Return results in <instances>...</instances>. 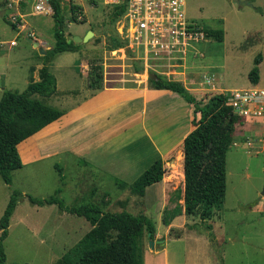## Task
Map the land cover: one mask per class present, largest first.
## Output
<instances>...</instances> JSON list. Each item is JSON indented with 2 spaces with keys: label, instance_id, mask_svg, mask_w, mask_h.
Segmentation results:
<instances>
[{
  "label": "rangeland",
  "instance_id": "obj_1",
  "mask_svg": "<svg viewBox=\"0 0 264 264\" xmlns=\"http://www.w3.org/2000/svg\"><path fill=\"white\" fill-rule=\"evenodd\" d=\"M8 1L0 0V98L4 89L21 92L28 81L34 79L33 75H39L42 54L23 35L32 30L48 44V48L54 43L52 13L31 14L35 0H23L28 2L26 7L19 5L21 14H28L23 15L25 31L19 34L8 20V14L13 11ZM60 1L65 20L64 31L68 38L74 35L82 37L88 30L98 31L85 42H74L78 45L75 51L60 53L53 59L50 69L60 91H85L86 80L81 72L82 69L88 70L92 59L102 61L107 77L114 74L109 71L115 67L121 71H134L136 67L143 69L135 53L125 46H118L115 39L117 20L109 23L111 14L119 4L107 3L106 0ZM263 4L264 0H185L184 8L189 20L205 29L224 30L223 41L207 37L197 44L196 50L190 52L186 77L190 82L200 79V89L193 83L187 84L185 88L195 98L206 102L213 95L255 84L248 78L249 71L255 66L259 72L256 84H264V15L254 8ZM11 40L16 41L15 46L10 45ZM257 55L262 56V61L255 65L254 58ZM206 77L211 78L213 85L206 84L203 87L201 82ZM39 98L48 105L57 104L54 99ZM180 101L178 103L165 95L158 96L149 103L144 116L141 112V115L136 112L129 115L124 110L119 111L109 120L107 128L103 129V140L98 143L87 133L93 127L85 128L84 122L78 121L67 127L66 135H52L44 139L41 152L48 154L35 164L26 163L14 170L11 186L0 177V217L11 190L22 192L10 218L8 236L4 240L5 264H56L58 258L91 228L83 217L61 212L56 205L31 204L26 196H47L59 185L62 186L60 197L67 204L92 200L107 211L126 209L134 215L147 212L146 215L152 218L163 234L165 228L162 221L170 216V210L165 207L158 214L155 204L159 199L149 201L148 197L144 199L128 187L118 186L112 176L99 175V169L85 167L81 156L114 171L131 163L133 154H153L152 148L145 147L146 140L142 141L145 138L142 135L144 126L168 128L169 113L172 111L177 112L178 119L174 121L176 126L173 128L178 135L191 128L192 106L182 97ZM63 103L62 107L68 106L65 101ZM251 124L253 122H249L247 127ZM245 135L238 131L233 139L245 141ZM254 137L251 135V138ZM260 139L261 136L257 135L251 148L243 142L229 146L226 153V191L221 206L212 209L215 216L209 222L206 217L200 221V210H197L195 218L189 223H195L194 228L170 230L169 234L173 237L178 231L183 234L179 241L169 242L170 252L178 254V264L187 258L188 264H200V239L202 237L209 241V232L213 234L214 240H210L208 247L217 255L216 264H264V207L260 203H264V149ZM137 140H140L138 145L135 144ZM58 145L62 153L50 154L49 150ZM19 151L21 154L26 152L24 143H20ZM164 163L169 172L168 177L178 191L181 185L182 152L175 149ZM55 164L61 168L64 177L61 182ZM179 198L177 196L175 202ZM179 224L180 221H176V225ZM206 224L211 225V228H207ZM147 240L146 235L143 236V247Z\"/></svg>",
  "mask_w": 264,
  "mask_h": 264
},
{
  "label": "trees",
  "instance_id": "obj_2",
  "mask_svg": "<svg viewBox=\"0 0 264 264\" xmlns=\"http://www.w3.org/2000/svg\"><path fill=\"white\" fill-rule=\"evenodd\" d=\"M52 8L53 45L41 55L43 60L39 70V80L30 79L23 91L4 89L0 98V177L11 186L12 172L23 166L19 145L47 124L57 120L62 111L43 102L36 95L49 97L57 89V81L50 65L56 55L75 51L77 44L67 42L64 31V17L60 0H48ZM77 8V6H76ZM264 15V4L254 7ZM125 10V3L116 5L109 18L115 22ZM73 20L75 17L72 18ZM208 37L217 41L224 40V30L218 28L204 29ZM115 39L119 47L124 43ZM262 61V56L254 58L255 65ZM136 72L140 70L136 67ZM249 81L256 83L259 78L257 66L248 73ZM87 86L91 89L101 88L104 81L103 63L92 59L87 70ZM149 82L156 89H168L178 93L192 106L191 124L193 128L185 135L182 144L184 208L187 214L200 210L201 221L211 213L213 208L221 206L226 191V153L236 133L239 118L227 104L223 93L213 95L206 102L195 98L180 82L168 80L160 75L149 77ZM199 115V117H197ZM247 128V127H246ZM242 129L243 131L246 130ZM264 142V131H263ZM63 180L61 168L54 165ZM165 173L161 158L154 160L133 182L126 183L114 178L120 187H128L131 192L143 195L145 188L162 180ZM62 186L54 189L47 196L37 197L27 194L31 204L38 206L56 205L58 210L83 217L91 228L66 251L56 264H143V236L155 233V223L146 214L134 215L123 209L119 212L104 210L96 202L89 200L81 204H67L61 197ZM22 192L12 189L9 200L0 217V264H5L4 240L8 236L10 218L17 206ZM202 224V223H200ZM207 228L211 225L206 224ZM187 229L195 227L187 224ZM181 236V231L174 235ZM209 240L214 236L208 233ZM219 253V251L217 252Z\"/></svg>",
  "mask_w": 264,
  "mask_h": 264
},
{
  "label": "crops",
  "instance_id": "obj_3",
  "mask_svg": "<svg viewBox=\"0 0 264 264\" xmlns=\"http://www.w3.org/2000/svg\"><path fill=\"white\" fill-rule=\"evenodd\" d=\"M27 2L28 1H25L23 3L21 2L20 4L26 7ZM12 10L14 11V9ZM18 12L21 14V8L18 9ZM27 14L28 13L22 12V15ZM47 46H45V48L49 47ZM43 51L45 53V50ZM109 73L114 74L112 76H110L109 74V77H107L108 74L104 70V81L101 88L90 89L87 87V70L82 69V77L86 80L85 91L68 89L67 91L62 92L57 87L55 93L47 97L48 100H56L55 103L57 104L55 105V107H59L58 109H60L63 113L57 120L47 124L46 126H44L43 128H41L40 130H38L37 132L22 141L26 148V152L24 154L19 153L23 166L26 163L35 164V162H38L39 160L43 159L48 154L41 152V142L44 139L52 135H58V137L62 134L66 135L65 132L67 127H70V125L72 124H76V122L78 121H83L85 128H88V126L89 128L93 127L92 130H90L89 132L92 133L94 137L89 132L87 133L90 138L95 139V143H98L103 140L101 137L103 135V129L107 128L109 120L116 116V113H118L119 111L124 110L126 114L129 115H132L134 112H136L138 115L142 114L144 116L147 113L146 109L149 103L155 101L158 96L162 95L168 96L170 99L174 98L175 101H177L178 103L181 102V96L178 93L168 89H156L152 87L149 82V76L143 71V69H141L139 72H136L135 70L121 71L120 69H117V67H115V69L111 72L109 71ZM33 77L34 80H39V75L38 77H35L33 75ZM36 96L38 98L40 97L39 95ZM63 101L67 103V107H62V104H64ZM175 111L176 110L174 109V112ZM176 114L177 112L172 113V111H170L169 127H166V129H163L161 127H143L142 135H144L145 138H143L142 141L146 140L145 147L152 148L153 154L148 153L144 156L133 154L132 157L134 159L131 163L122 165L116 168L114 171H111V169L107 167L104 168L102 165L96 164L92 160L81 156L83 163H85L84 166H90L99 169V175L106 174L112 176V178H117L126 183H131L154 160H156L157 158H161L164 162L165 158L171 155L175 149H178L182 152L183 158V151L181 147L183 144V139L185 135L193 128V126L190 122L191 128L189 129L188 127V129H186L181 134L179 133L178 135L173 128L176 126V124H174V121L178 119ZM149 126L153 125L150 124ZM263 131L264 126H262L260 123H253L249 127H247L245 131L242 130V134H246V137H251V135H254L255 139L257 135L258 137L261 136L260 140L264 145L262 139ZM236 141H238L239 143L243 142L240 140ZM139 142L140 140H137L135 141V144L138 145ZM49 152L50 154L62 153L59 145L57 148L53 147L51 150H49ZM75 155L78 154L75 153ZM164 167L165 173L162 180L147 186L145 188L144 194L140 195L144 199L148 197L147 199L149 201L152 199H159L158 202H156L155 204L156 211L158 214L161 213V210H163V208L165 207H167L166 209L170 210V213L168 214L170 216L162 221L165 228L164 233L162 234V232L159 230V227L155 226V233L153 238L151 239L156 241V243L158 244H156L152 248L149 245V241L147 240L146 244L144 245L143 264H178L176 262V260H179L178 254L177 252H170L169 242L179 241L183 234H181L179 238H176L170 236V230L172 228H181L185 230L187 229L186 224H189L190 221L195 218V215L193 213L187 214L184 208L185 181L183 176V165L180 168L181 185L178 191H176V188L174 187V182L170 181L168 177L169 172L168 169H166L167 166L165 165V163ZM177 196H179L180 198L177 202H175ZM260 203L262 207H264L263 201ZM142 211L146 212V210ZM142 213L145 214L144 212ZM213 216H215V214L212 210L210 216H206L208 222L210 219H212ZM178 220L180 221L179 226L176 225V221ZM209 243L210 240L208 241L207 239L201 237L200 244L202 245V247H200V264H216L217 255L214 251H211L209 249ZM169 255L171 256L169 257ZM187 259L182 264H188L186 263Z\"/></svg>",
  "mask_w": 264,
  "mask_h": 264
},
{
  "label": "built area",
  "instance_id": "obj_4",
  "mask_svg": "<svg viewBox=\"0 0 264 264\" xmlns=\"http://www.w3.org/2000/svg\"><path fill=\"white\" fill-rule=\"evenodd\" d=\"M23 0H9L8 14L11 25L21 34L25 31L23 15L18 12ZM107 3H125V10L117 19V37L135 53L141 61L143 71L149 75H160L168 80L189 83L200 89V79L190 82L186 77L189 67V55L197 49L201 41L207 39L206 32L197 22L189 20L185 13V0H106ZM52 8L48 0H35L31 14H48ZM34 48L44 49L46 43L40 40L34 31L25 35ZM16 45L15 40L10 41ZM44 47V48H43ZM46 49V48H45ZM141 54V55H138ZM211 78L201 82L213 85ZM233 113L239 118L236 132L242 131L249 122L264 126V84H251L248 87L235 88L223 93ZM255 138L247 137L244 145L252 147ZM231 144H239L233 139ZM263 144V143H262ZM264 149V145L262 147Z\"/></svg>",
  "mask_w": 264,
  "mask_h": 264
},
{
  "label": "water",
  "instance_id": "obj_5",
  "mask_svg": "<svg viewBox=\"0 0 264 264\" xmlns=\"http://www.w3.org/2000/svg\"><path fill=\"white\" fill-rule=\"evenodd\" d=\"M95 33L98 34V31H96V30H88V33L85 34L84 36L81 37L79 35H74L72 38H68L67 42H71V41H73V42H85V41L88 40V38L90 36H92ZM33 46H36V44L34 43ZM38 49H39L40 53L43 55L44 51H41L42 48L38 47ZM151 76H155V75H149V77H151ZM149 237H150V233H147V238H148V241H149V245L153 248L158 243H156V241H154L153 239H150ZM161 243H162V241H161Z\"/></svg>",
  "mask_w": 264,
  "mask_h": 264
}]
</instances>
